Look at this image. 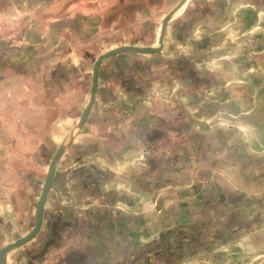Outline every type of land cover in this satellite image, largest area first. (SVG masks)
Here are the masks:
<instances>
[{"label":"rangeland","instance_id":"rangeland-1","mask_svg":"<svg viewBox=\"0 0 264 264\" xmlns=\"http://www.w3.org/2000/svg\"><path fill=\"white\" fill-rule=\"evenodd\" d=\"M178 1L0 0V248L64 145L34 264H264V0H186L75 127Z\"/></svg>","mask_w":264,"mask_h":264},{"label":"water","instance_id":"water-1","mask_svg":"<svg viewBox=\"0 0 264 264\" xmlns=\"http://www.w3.org/2000/svg\"><path fill=\"white\" fill-rule=\"evenodd\" d=\"M184 1L185 0H179L177 4L171 10H169V12H167L165 17L161 20L159 24V35L157 38V45L155 47L154 46L121 45V46L110 48L106 50L105 52H102L97 55L91 67V83H90V89H89V96H88L87 102L81 114L79 115L76 121L75 127H79L83 123L92 105L93 99L95 97V91H96V85H97V74H98V68H99L101 60L109 56L122 53V52H128V51L137 52V53H146V54H151V53H155L159 51L162 46V39L164 35L165 24L167 23L171 15L179 8V6ZM63 147L64 145L58 146L48 162L43 184L40 189L37 202H36L35 220H34L33 226L24 235L14 239L10 243L0 248V264H5V260H4L5 253L8 250L24 244L25 242L33 238L36 235L37 231L39 230L45 197L50 188V183L52 180V175H53V171L55 168V164L57 160L59 159L61 153L63 152ZM185 264H191V263L187 262Z\"/></svg>","mask_w":264,"mask_h":264},{"label":"crops","instance_id":"crops-1","mask_svg":"<svg viewBox=\"0 0 264 264\" xmlns=\"http://www.w3.org/2000/svg\"><path fill=\"white\" fill-rule=\"evenodd\" d=\"M191 2L189 1V2H187L185 5H184V7L183 8H181L177 13H176V17L174 18L175 20L176 19H179L180 17H183L184 16V13H186L187 12V10L189 9V5H191L190 4ZM245 11H248V13H249V10H247V9H245ZM250 19L248 20V21H250L251 20V22H253V18H251L252 17V13L250 12ZM247 18V17H246ZM232 19H234V18H232ZM250 26V25H249ZM157 30H158V28H157ZM193 33V32H192ZM156 35H157V31H156V34H155V37H154V40L152 41V43H151V45L150 46H156L155 45V42H156V40H157V37H156ZM175 36H177L176 34H175V32H174V30L171 28V26H169V24L168 25H166V27H165V31H164V35H163V40H162V46H161V49L159 50V51H157L156 53H163L165 50H166V48L167 47H169L172 43H173V41L175 40ZM110 48H113V47H110ZM99 79H100V76L97 78V82L99 81ZM97 85H96V91H97ZM64 159V157L62 156L61 158H60V161L61 160H63ZM54 173V172H53ZM55 174H56V172L54 173V176H55ZM51 181H53V177H52V180ZM94 182H95V180H94ZM52 183V182H51ZM116 189V188H115ZM115 191H117V195L120 193L119 192V190L118 189H116ZM44 207H45V201H44V205H43V210H44ZM43 212V211H42ZM44 225H45V219L43 218V217H41V223H40V227H39V230L37 231V233H36V235H39L40 234V232L44 229L43 227H44ZM26 232V231H25ZM24 232V233H25ZM105 236H103V238L102 239H104L105 240V238H104ZM35 240V236L33 237V238H31L30 240H28L27 242H25L24 244H22V245H20V246H17V247H15V248H12V249H10V250H8L6 253H5V258H4V260H5V264H34V262H31V261H29L30 259L29 258H27V255L25 256V255H23L24 254V250L26 249H29V246H27V245H30V243H31V241H34ZM44 247L46 248L47 247V249H46V252H45V254L40 258L41 259V261H40V263L39 264H42V262L43 261H46V259L51 255V254H53V252H54V249L57 247H54V245L50 242L49 243V241H46L45 243H44ZM54 247V248H53ZM48 254H49V256H48ZM48 256V257H47ZM119 262V261H118ZM184 261H182L181 263H179V264H184L183 263ZM114 263H117V262H114ZM114 263H111V264H114ZM187 263V262H186ZM86 264H88V263H86ZM92 264H96L95 262H92ZM104 264V263H103ZM119 264H124V262L122 261V262H119Z\"/></svg>","mask_w":264,"mask_h":264},{"label":"bare ground","instance_id":"bare-ground-1","mask_svg":"<svg viewBox=\"0 0 264 264\" xmlns=\"http://www.w3.org/2000/svg\"><path fill=\"white\" fill-rule=\"evenodd\" d=\"M185 3H186V0H185V1L179 6L178 9L180 10L181 7H183ZM178 9H177V10H178ZM177 10H176V11H177ZM179 10H178V11H179ZM176 11L174 12V14L178 12V11H177V12H176ZM174 14H173V16H174ZM157 38H158V37H157ZM156 45H157V44H156ZM154 47H155V46H154Z\"/></svg>","mask_w":264,"mask_h":264}]
</instances>
